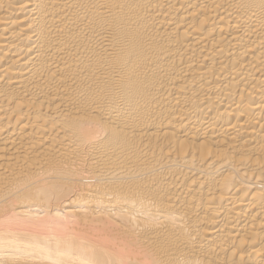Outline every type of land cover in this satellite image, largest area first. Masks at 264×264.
<instances>
[{
	"label": "bare ground",
	"instance_id": "1",
	"mask_svg": "<svg viewBox=\"0 0 264 264\" xmlns=\"http://www.w3.org/2000/svg\"><path fill=\"white\" fill-rule=\"evenodd\" d=\"M0 264H264V0H0Z\"/></svg>",
	"mask_w": 264,
	"mask_h": 264
}]
</instances>
